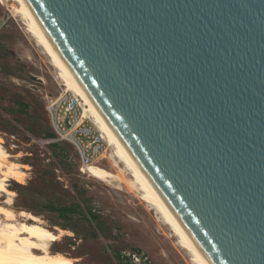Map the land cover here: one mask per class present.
Returning a JSON list of instances; mask_svg holds the SVG:
<instances>
[{
	"label": "water",
	"instance_id": "1",
	"mask_svg": "<svg viewBox=\"0 0 264 264\" xmlns=\"http://www.w3.org/2000/svg\"><path fill=\"white\" fill-rule=\"evenodd\" d=\"M208 264H264V0H21Z\"/></svg>",
	"mask_w": 264,
	"mask_h": 264
},
{
	"label": "rangeland",
	"instance_id": "2",
	"mask_svg": "<svg viewBox=\"0 0 264 264\" xmlns=\"http://www.w3.org/2000/svg\"><path fill=\"white\" fill-rule=\"evenodd\" d=\"M60 88L56 70L22 21L0 5V138L11 160L28 167L24 183L7 182L15 192L11 207H30L48 229L66 231L51 250L77 259V264H119L115 254L134 264H191L168 228L156 221L132 189L80 173L73 148L64 143L52 146L44 137L50 131L45 105ZM109 152L98 163L106 169H112ZM4 199L2 194L0 205ZM48 202H78L84 212L90 207L100 229L88 215L59 216L47 208Z\"/></svg>",
	"mask_w": 264,
	"mask_h": 264
},
{
	"label": "bare ground",
	"instance_id": "3",
	"mask_svg": "<svg viewBox=\"0 0 264 264\" xmlns=\"http://www.w3.org/2000/svg\"><path fill=\"white\" fill-rule=\"evenodd\" d=\"M0 2L8 6L12 16L22 21L24 31L41 48L49 63L56 70V77L61 88H65L82 100L85 112L89 113L102 134L107 146L101 159L109 150L107 157L112 162V169L90 164L87 166L86 174L105 183L116 182L132 189L140 203L153 212L156 221L168 228L170 236L175 239V244L185 251L191 264H208L108 130L22 1L0 0ZM12 157L4 149L0 138V196L5 195L4 205H0V264H77V259L51 250L52 245L60 240V236L66 231L59 229L58 232H53L42 224L39 216L23 209L15 211L11 207L15 192L8 188L7 182L14 180L17 183H24L26 177L24 170L28 169L27 166L11 160ZM126 173L128 178L125 177Z\"/></svg>",
	"mask_w": 264,
	"mask_h": 264
},
{
	"label": "built area",
	"instance_id": "4",
	"mask_svg": "<svg viewBox=\"0 0 264 264\" xmlns=\"http://www.w3.org/2000/svg\"><path fill=\"white\" fill-rule=\"evenodd\" d=\"M81 101L72 92L60 88L58 95L46 102L45 110L54 134L50 142L70 144L76 154L78 170L86 174L88 165L102 160L107 145Z\"/></svg>",
	"mask_w": 264,
	"mask_h": 264
},
{
	"label": "trees",
	"instance_id": "5",
	"mask_svg": "<svg viewBox=\"0 0 264 264\" xmlns=\"http://www.w3.org/2000/svg\"><path fill=\"white\" fill-rule=\"evenodd\" d=\"M22 106H23V108L28 107L27 104H22ZM44 137L50 138V139L54 137V134L51 131V129L49 132L44 133ZM50 143H52V146H56V144L59 142H50ZM60 143L68 144L66 142H60ZM68 145H70V144H68ZM73 188L74 189L76 188L75 184H73ZM79 199L82 200L80 196H79ZM47 208L55 211L61 217H69V216L71 217L75 213H80L82 215V217L86 219V215H88V218H90L93 222H95L97 224V228L100 229V226L98 225V221H97L98 215L94 211H92V209L88 206H86V208H85L86 210L84 212L81 205L78 202H72L71 204H68V205H58V204H55L53 202H48ZM25 209H27L26 211H28V212L32 211L30 207H25ZM34 214L36 215L39 213L34 212ZM115 255H116L117 259L119 260V264H134L128 257L124 258V256H121L120 254H115Z\"/></svg>",
	"mask_w": 264,
	"mask_h": 264
}]
</instances>
